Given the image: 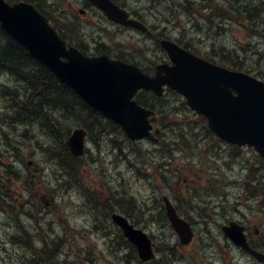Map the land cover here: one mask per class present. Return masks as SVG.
I'll return each instance as SVG.
<instances>
[{
  "label": "trees",
  "instance_id": "trees-1",
  "mask_svg": "<svg viewBox=\"0 0 264 264\" xmlns=\"http://www.w3.org/2000/svg\"><path fill=\"white\" fill-rule=\"evenodd\" d=\"M23 1L32 3L38 11L44 12L41 6L45 0ZM125 1L127 0H123V3ZM163 1L167 2L164 4L165 11H161L163 7L159 6L156 7V13L152 14L159 19V25L165 20L169 21L167 23L170 25L172 19L177 20L178 16H185L186 24L191 26L193 31L201 33L206 39H210V35L215 38L213 33L224 35V33L232 31V28L245 31L247 42L231 49L220 44H209L201 48L203 45L201 39L187 37V40H182L180 34L175 40L182 48L207 61L222 65L230 70L247 72L264 81V49L259 46H264V36H257L258 24H264V0ZM215 22H219L216 28L214 27ZM205 26L208 28L205 29ZM75 31V27L71 26L70 29L64 31V35L59 33L63 39H66L67 33L73 34ZM252 34L256 40H259L254 45H251L250 42V39H253ZM0 59L2 60L0 63V150L2 148L6 150V154L0 152V159L4 156L14 157V153H17L19 149L23 152L25 148H31L33 153H40L41 160L33 161L35 164H43V172H46L47 177L54 178L57 182L60 181V184L74 180L77 185L74 188H82L85 185V173L82 171L84 161L70 153L67 148V140L74 128L83 127L88 131L91 140L95 141L97 136L101 144L104 145L108 143L115 145L113 143L116 142L118 136H121L119 144H116L118 155L120 154L121 158L128 162L131 158L139 159L141 164L144 163V159L149 160L150 167L155 168L156 172L154 175L147 173L143 176L153 186L154 191L170 193L165 190V187L171 181L169 183L174 190L182 192L181 196H186L189 199L187 203L192 204L196 208L195 210L200 211V220L207 221L204 211L214 207L215 197L219 195L223 199L219 206L223 213L232 214L230 203L235 202L233 206H237L243 194V199L251 198L256 207H261L264 204V174L260 170L253 169L252 163L248 162L246 167L242 163V159L238 157L237 152L240 149L221 143L212 132H209L204 118L192 114L176 93L168 91L161 99L155 98L152 94L139 95L137 99L139 104L155 111L153 121L161 128L159 141L152 145L145 144L144 148L140 144L128 143L118 126L92 111L73 91L56 80L48 69L31 58L23 47L6 36L1 28ZM250 60H253L254 65L249 62ZM15 122L18 123L15 124ZM133 145H136L137 148ZM256 158L259 159L257 156ZM233 164L245 166L243 168L246 169V175L235 181L236 194L232 192L227 197V181L224 179L227 175L226 168L232 167ZM0 165L2 168L0 169V207H2L4 203L11 200L9 193L4 189L13 188L15 181H19V179L25 183L37 182V179L30 177L27 173L25 177L19 175L17 171L12 170V162L8 164L0 162ZM146 170L149 172L150 168ZM183 176L191 177L194 183L190 186L185 185L182 180ZM215 183L217 191L211 196L203 191L206 186H213ZM203 192H206L208 197L201 198ZM109 195L105 205L98 207L93 204L91 206L90 210L94 215L98 214L99 209L102 214L103 211L105 213L115 210L112 204H115L120 210L122 208V211L125 212L122 201L132 210L140 208L138 211L142 213L147 208L144 202L136 201L123 191L120 194L109 191ZM155 210L156 224L158 223L159 227L163 229L167 224L163 208L156 207ZM185 217L189 218L187 215ZM134 223L138 225L137 222ZM162 235H164L163 231ZM169 238H161L160 244L155 247L160 262L163 264H172L176 258L173 246L178 245L173 242V237ZM120 241L124 247H127L129 257L135 260L136 255L133 247L125 240Z\"/></svg>",
  "mask_w": 264,
  "mask_h": 264
},
{
  "label": "water",
  "instance_id": "water-1",
  "mask_svg": "<svg viewBox=\"0 0 264 264\" xmlns=\"http://www.w3.org/2000/svg\"><path fill=\"white\" fill-rule=\"evenodd\" d=\"M102 9L110 20L144 31V28L116 8L109 0H89ZM0 26L7 36L24 47L32 58L49 69L56 79L70 87L92 109L120 124L132 140L149 137L147 118L150 112L139 109L130 99L143 88L162 94L163 85L179 92L187 105L208 121L210 131L222 141L235 146H248L264 159V83L246 73L228 71L183 51L175 43L163 40L173 66L156 68L155 77L143 75L134 66L111 62L106 56L87 58L64 43L48 26L45 18L33 6L24 2L6 4L0 0ZM65 59L66 61H64ZM85 132L75 130L68 140V148L75 156L83 154ZM45 206L51 198H42ZM166 216L178 239L184 245L192 240L189 225L176 215L166 200ZM114 223L123 231L127 241L135 246L141 261L154 258L152 243L146 233L132 227L126 218L112 215ZM223 232L236 246H240L262 261L247 247L243 228L236 223L223 227Z\"/></svg>",
  "mask_w": 264,
  "mask_h": 264
},
{
  "label": "rangeland",
  "instance_id": "rangeland-1",
  "mask_svg": "<svg viewBox=\"0 0 264 264\" xmlns=\"http://www.w3.org/2000/svg\"><path fill=\"white\" fill-rule=\"evenodd\" d=\"M69 1L70 0H62V2L60 3V4H62V10H65V12L67 10L69 11V9H68L69 4L68 3L74 4L75 2H77V0H72L71 2H69ZM127 3L129 5V7H131L132 9H137V12L139 14H141L142 16H144L146 19H147V17H149V18L152 17L151 13L149 12V9L145 8L148 1H146V0H130ZM159 4H160L159 5L160 7H163L161 3H159ZM163 5H164V1H163ZM142 7H144V8H142ZM142 10H144V11H142ZM162 10L163 9H161V11ZM69 16L75 17L76 19L79 18L82 22L86 23V21L84 19H81L79 17V14H75L72 11H69ZM54 17H55V15L53 16V18ZM186 22H187V19L185 18V16H179L176 21L172 20L170 25L168 24V26L165 28L164 32L168 33V35L171 38H176V37H179L180 32L183 33V29L185 28L183 40H187V37L192 38V39H197V40L201 39L202 44H203L201 46V48H204L205 46H207L209 44H215V45L220 44V45H223L224 47H226L227 49H231L234 47L236 48L237 45L245 43L248 40L246 37V32L243 30L241 31L240 29L238 30L236 28H232V31L226 32V33H224V35H221V36H220V34L216 35L213 33L215 38L210 35V39H208V38L206 39L203 35H201V33H197L196 31H193L191 26L186 24ZM218 24H219V22H215L214 27L216 28V26H218ZM91 26L95 30L82 29L81 32H79L80 36L79 35L75 36L76 39L78 40V39H82L84 37H86L85 39H87V38H90L92 35L100 34V32L96 31V30H100L97 25H91ZM205 27H206L205 29L208 28L207 26H205ZM215 28H214V31H215ZM140 39L144 40L138 34H134L132 32L125 31L115 41L122 42L124 44L126 43V46L130 50V53L133 54L134 59L137 62L139 61L140 65L146 67L147 69H150V67H152L154 65L153 61L156 58H158L160 56V54L158 53L157 49H155L154 41H152L148 45L144 46L143 43L139 41ZM258 41L259 40H256V38L250 39L251 45L256 44ZM259 46L264 49V46H261V45H259ZM139 49L142 50L143 54L138 53ZM249 62L253 64V60H250ZM118 137L121 138V136H118ZM96 138L97 139H95V141L91 140V138H90L89 139L90 141L87 143V148L90 150L86 154L85 159H84L86 161V162H84V166H85L84 184H86V186H87V183L92 184L93 190H95V192H94L95 196H96V198L98 197L100 202H102L105 199L106 195L109 194V191H111V192L116 191L119 194L121 191H123V193H126V194L128 193V195H130L132 198H134L138 201L139 200H141L142 202L145 201V203H148L147 205H149V204L152 205V206L149 205V207H150L149 209L151 212L145 211L144 215L134 214V211L133 210L131 211L130 209H128V211H129L128 213L130 215H132V217L135 218V221L138 223L139 229H142L146 233L153 235V239L157 238V237L161 238L160 232H162V231H164V234L166 233L164 235L166 237V239H170L169 237L172 236V234H173L172 231L170 230V228L167 227V225H166L163 227V230H162L156 224L157 216H156V210L154 209V207L160 205L159 204L160 200H161V198L164 197L163 196L164 194L161 192L158 194L151 193L150 187L148 186V182H146V180L144 178L141 181V178L138 175L134 174L135 172H133V171H132L133 173L131 172L132 167L128 166L126 163H124L125 160L121 159V155H119V156L117 155V149H115V151H116L115 152L113 147H111L110 145H107L108 146L107 147L106 145L101 144L99 138L97 136H96ZM111 154H113V155H111ZM241 155H243V156L240 159L248 158L249 160H251V157H253V154H251L248 151H245ZM106 158H108V159H106ZM29 159L32 161L33 160L37 161V159L41 160L40 153L37 154V158L35 156H33V158L30 157ZM91 159H94L96 161L98 160V161L92 162ZM106 161H108L109 166L106 165L107 164ZM39 162H41V161H39ZM104 162H106V164ZM92 164H94V165H92ZM120 164H121V166H120ZM122 165H124V166H122ZM42 166H43V164H41V168H40L39 164L37 163L36 165L33 166L34 168L32 169V170L36 171V173L38 172V174L40 175V182L37 185V187L35 188V190L39 189V192H43V193L49 194V195L50 194L54 195L55 194L54 188H57V189L59 188V185L57 184V180L54 179V181H53L50 177H47L46 172L44 173L41 171ZM108 167L110 168V170ZM112 172H114V173H112ZM25 173H27L29 175L28 170H26ZM133 174L135 176H133ZM230 174L233 176V177H231V175H229L230 178L236 179V177L240 175V169L237 167L233 168V171ZM107 178H109V179H107ZM117 178H120V180H118ZM133 178H135V179H133ZM128 180H129V182H128ZM112 182H113V184H112ZM123 182H125V184ZM20 184H21V181H15L14 186H13L14 192H15L16 186L21 187ZM120 184H122V187ZM137 184H138V186H137ZM143 184H145V185L143 186ZM118 186H119V188H117ZM131 188H132V190H131ZM144 189H146V191ZM85 191H87L86 188H85ZM85 191L83 193L73 191V192H69L68 194H65V195L63 194L61 197L58 196L57 194H55L59 198L58 205L57 206L52 205V206L48 207L47 213L41 212V214H44L46 216V219H45L46 226L51 225V223H53L54 221H55L54 223L58 222L57 224L59 226L55 227V224H54V226L52 225L51 231L55 230V232L58 233V235L62 238V240H64L65 237H67V239L69 240V242L67 244H64V241H62V257H61V260L65 259V258H66V260H70V261L75 260V262L73 264H88V263L89 264H95V263L96 264H136L137 263L136 260L134 261L129 256L128 257L126 256L129 253H126V252L122 253V251L126 250V249L124 247H122L121 245H118L119 242L117 241L116 236H113V234H115V235L117 234L115 228L109 227V230L106 229L107 226H106L105 222L103 221V219H106V218L102 215L100 209L98 210V214L96 217H91L89 215V210L86 208V206L88 204L87 203L88 200H86L87 196H86ZM235 191L237 192V188H232V192H235ZM58 192H61V191H58ZM73 195H75V196H73ZM31 201H32V204H31L32 210L36 209L38 211H42V210H40V208L37 205V204H39V198L34 196V198H32ZM172 201H173V199H172ZM184 209H185V206L183 204L180 206V210L183 213H184V211L188 212L186 209L185 210ZM6 215L7 216H5V217H3V216L0 217V220L4 219L3 224H0V229H1L0 230V241L2 242V244H1L2 246L4 245L3 242L5 241V239L3 237L4 232H5V234H8V235H11L13 232H18V234L20 236H28V234H31V232L35 230V228H34L35 226H32V223L27 221V219H25L31 215L26 214V217H25V214L20 213V212L17 213L18 217H16V218L13 214H11V215L6 214ZM248 222L252 223L253 219L248 220ZM5 223L7 225H11L12 228L11 227L7 228L8 226L5 225ZM40 225L44 226L45 223H42ZM155 225H157V226H155ZM194 226L196 227V232H197V235L199 237L200 229H199V226H197V222ZM248 227L252 228L253 225L250 224ZM166 228H167V230H166ZM213 228H214V233H212V237L215 235V232H217V229L215 227H213ZM31 229H32V231H31ZM158 229L160 230V232H158L159 231ZM46 232L47 233H44L41 238L44 241H46V244L49 245V251H50L52 248L53 249L56 248L57 244H54L53 238H52L51 234L48 233L47 228H46ZM157 233H159V234L157 235ZM169 233H171V234L169 235ZM99 234L105 235V237L102 240H99V238H101V237H99ZM155 235H157V236H155ZM32 239H33L34 245H37L38 243H40L39 242L40 241V233L38 232V234L33 236ZM157 242L159 243L158 240H157ZM194 245H196V246H194ZM194 245L192 248L186 249L187 251H189L188 253H187V251L184 252L185 255L187 254L186 255L187 258L184 259V261H183L184 264H191L190 261H191L192 256H193L194 261H195L193 264H198V262H200L199 261L200 258L202 259V264H209L207 259L211 260L213 258H216V256H219V254L221 253L220 250L217 248V246H214V248H213V250L215 252L216 251L218 252V254L215 255V254H212V252H209L208 249H199L198 242ZM204 247H205V244H204L203 248ZM7 248L9 249V251H11L10 246H8ZM113 249H115V250H113ZM118 250H120V251H118ZM56 254H60V250L57 249ZM112 254H114L116 257H114ZM189 255H190V257H189ZM221 257H223V255H221ZM116 258H118L120 262H117ZM50 260H51V264H55V263L57 264L56 258H53ZM226 260H227V257H226ZM210 262H212V261H210ZM228 262H229V260L226 261V263H228ZM0 264H3V263L0 262ZM240 264H249V262L246 259L241 258Z\"/></svg>",
  "mask_w": 264,
  "mask_h": 264
},
{
  "label": "bare ground",
  "instance_id": "bare-ground-1",
  "mask_svg": "<svg viewBox=\"0 0 264 264\" xmlns=\"http://www.w3.org/2000/svg\"><path fill=\"white\" fill-rule=\"evenodd\" d=\"M45 11H48V12H50L49 11V9H52L53 8V6L52 5H47L46 3H42V6H41ZM144 13V12H143ZM145 14V13H144ZM146 15V14H145ZM142 16V15H141ZM142 18H144L145 20H147V30H148V32L145 34V35H143V36H141L144 40H142V39H140L139 41L140 42H142L143 43V45L144 46H146V45H148L150 42H152V39L156 36V34H157V29H155V26L153 25V23L151 22V19L149 18V17H147V19L144 17V16H142ZM152 18V17H151ZM153 19V18H152ZM100 26H103L104 27V29L105 30H103L102 31V34H101V36H100V40H103V41H107V42H114L122 33H124L125 32V30L122 28V27H120V26H118V25H110V24H107L103 19H100ZM71 25L72 26H76L75 25V23H71ZM258 26H259V32H257V36H264V24L263 25H259L258 24ZM184 33H185V28L183 29V33L182 32H180V36H181V38H182V40H183V37H184ZM251 37L254 39V35L252 34L251 35ZM9 41V40H8ZM10 42V41H9ZM11 43V42H10ZM5 62V61H4ZM0 63H2V60L0 59ZM1 65V64H0ZM2 75V74H1ZM3 79V78H2ZM23 82V81H22ZM19 87V86H18ZM20 88V87H19ZM21 91V90H20ZM10 97V96H9ZM8 97V98H9ZM40 102V101H39ZM50 105V104H49ZM50 107V106H49ZM14 108V107H13ZM31 108V107H30ZM46 108V107H45ZM15 109V108H14ZM52 109V108H51ZM40 110V109H39ZM35 111V110H34ZM52 111V110H51ZM73 111V110H72ZM49 112V111H48ZM53 113V112H52ZM59 114H60V112H59ZM1 115V114H0ZM3 116V115H2ZM42 117V116H41ZM51 118V117H50ZM40 119V118H39ZM35 121V120H34ZM43 121V120H42ZM16 123H18V122H15V124ZM48 123V122H47ZM52 123H53V121H52ZM24 124V123H23ZM32 124V123H31ZM19 125V124H18ZM23 126V125H22ZM34 126V125H33ZM47 126V125H46ZM28 127V126H27ZM37 127V126H36ZM6 128V127H5ZM40 130V129H39ZM12 132V131H11ZM17 132V131H16ZM20 135V134H19ZM42 135V134H41ZM47 135H48V133H47ZM15 136V135H14ZM11 137V136H10ZM43 137V136H42ZM42 137H41V139H42ZM51 137H53V136H51ZM14 138V137H13ZM20 138V137H19ZM46 138V137H45ZM105 138H106V136H105ZM108 138V137H107ZM20 139H22V138H20ZM48 139V138H47ZM116 139V138H115ZM23 140V139H22ZM50 140V139H49ZM106 142V141H105ZM3 144V143H2ZM14 144V143H13ZM109 144V143H108ZM4 145V144H3ZM18 145V144H17ZM43 146H44V144H43ZM108 147V146H107ZM7 148V147H6ZM9 149V148H8ZM112 151V150H111ZM114 151H115V148H114ZM116 152V151H115ZM6 154V153H5ZM111 155H113V154H111ZM111 157V156H110ZM106 159H108V158H106ZM105 159V160H106ZM134 159V158H133ZM137 159V158H136ZM137 160H139V159H137ZM51 161H52V159H51ZM54 161V160H53ZM98 161V160H97ZM96 161V162H97ZM109 161V160H108ZM108 161H106L107 162V164H106V162H104L106 165H108ZM123 162V161H122ZM112 163V162H111ZM125 163V162H124ZM100 164V163H99ZM114 164V163H113ZM117 164V163H116ZM92 165H94V164H92ZM97 165V164H96ZM1 166V165H0ZM109 166V165H108ZM112 166V165H111ZM120 166H121V164H120ZM122 166H124V165H122ZM119 167V166H118ZM144 167H146L143 163L141 164V163H139L138 165H137V167H136V170H138V171H140V170H143V168ZM98 168V167H97ZM96 168V169H97ZM109 168V167H108ZM114 168V167H113ZM112 168V169H113ZM0 169H2V168H0ZM122 169V168H121ZM88 170V169H87ZM105 170V169H104ZM109 170H110V168H109ZM119 170V169H118ZM117 170V171H118ZM126 170V169H125ZM90 171V170H89ZM96 171V170H95ZM114 171V170H113ZM131 172H132V170H131ZM112 173H114V172H112ZM133 173V172H132ZM131 173V174H132ZM92 174V173H91ZM135 174V173H134ZM133 174V176H135ZM116 175V174H115ZM110 176V175H109ZM125 176V175H124ZM132 176V177H133ZM107 177V176H106ZM107 179H109V178H107ZM118 180H120V178H117ZM133 179H135V178H133ZM53 181H54V178L52 179ZM117 180V181H118ZM116 181V182H117ZM125 181V180H124ZM141 181H142V179H141ZM144 181V180H143ZM114 182V181H113ZM113 182H112V184H113ZM120 182V181H119ZM128 182H129V180H128ZM51 183V182H50ZM111 183V182H110ZM124 184H125V182H123ZM140 183V182H139ZM57 184L59 185V188L57 189V188H54L55 189V193H58V191H61L62 192V190H66V189H70L71 188V190H70V192H73V190H75V188L74 187H76L77 185H76V182L73 180L72 182H64V183H61L60 184V181H58L57 182ZM115 184V183H114ZM117 184V183H116ZM118 185V184H117ZM121 185V187H122V184H120ZM127 185V184H126ZM145 184H143V186H144ZM147 185V184H146ZM56 186V185H55ZM137 186H138V184H137ZM136 186V187H137ZM54 187V186H53ZM116 187V186H115ZM128 187V186H127ZM141 187V186H140ZM117 188H119V186L117 187ZM143 188V187H142ZM113 189V188H112ZM111 189V190H112ZM122 189V188H121ZM137 189V188H136ZM216 189V183L213 185V186H206L205 187V189L203 190V191H206L209 195H212L214 192H216L217 190H215ZM82 190H84L83 188L81 189V188H79V190H78V192L79 193H82L83 191ZM128 190V189H127ZM131 190H132V188H131ZM145 191H146V189H144ZM148 190V189H147ZM122 192V191H121ZM130 192V191H129ZM206 192H203L202 193V195H201V198H206V197H208V195H207V193ZM75 194V193H74ZM133 194V193H132ZM136 194V193H135ZM65 195V194H64ZM127 195V194H126ZM73 196H75V195H73ZM144 196V195H143ZM118 197V196H117ZM140 198V197H139ZM129 199V198H128ZM141 201V200H140ZM139 202V201H138ZM146 204H148V203H146ZM150 205V204H149ZM135 206H137V205H135ZM150 206H152V205H150ZM99 207V206H98ZM142 208H143V206H142ZM252 208H256V206H252ZM140 209V208H139ZM138 209V210H139ZM152 209V208H151ZM106 210H108V209H106ZM145 210V209H144ZM154 211V210H153ZM158 211V210H157ZM151 212V211H150ZM109 213H110V210L109 211H107V212H105L104 213V211H103V215H105V216H107V215H109ZM60 214V213H59ZM62 214V213H61ZM135 214V213H134ZM63 216V215H62ZM69 217V216H68ZM61 219V218H60ZM72 219V218H71ZM53 220V219H52ZM56 220V219H55ZM159 221V220H158ZM55 222V221H54ZM53 222V223H54ZM58 223V222H57ZM161 223H163V222H161ZM166 223V222H165ZM165 223H163V224H165ZM158 225V224H157ZM157 225H155V226H157ZM167 225V224H166ZM2 226V225H1ZM53 226H54V224H53ZM59 226V225H58ZM26 227V226H25ZM4 228V227H3ZM12 228V227H11ZM28 228V227H27ZM1 230V229H0ZM11 230V229H10ZM62 230V229H61ZM159 230V229H158ZM163 230V229H162ZM166 230H167V228H166ZM9 231V230H8ZM31 231H32V229H31ZM55 231V230H54ZM156 231V230H155ZM21 232V231H20ZM159 232V231H158ZM164 232V231H163ZM12 233V232H11ZM116 233V232H115ZM156 233V232H155ZM154 233V234H155ZM21 234V233H20ZM159 233H157V235H158ZM22 235V234H21ZM50 235V234H49ZM157 235H155V236H157ZM160 236V235H159ZM163 236V235H162ZM112 239V238H111ZM109 243V242H108ZM113 243V242H112ZM64 244H67V242H65L64 241ZM24 248H26V247H24ZM122 248V247H121ZM57 249L58 250H60V254H56V252H57ZM89 249V248H88ZM113 250H115V249H113ZM123 250V249H122ZM96 251V250H95ZM98 251V250H97ZM118 251H120V250H118ZM114 252V251H113ZM96 253V252H95ZM104 253V252H103ZM117 253V252H116ZM120 253V252H119ZM158 253V252H157ZM161 253V252H160ZM97 254V253H96ZM99 255V254H98ZM134 255V254H133ZM193 255V254H192ZM107 256V255H106ZM166 256V255H165ZM61 257H62V243L60 244V245H58L56 248H54L53 249V251L48 255V259L50 260V259H53V258H56V262H57V264H63V262H64V259L63 260H61ZM85 257V256H84ZM83 257V258H84ZM95 257V256H94ZM120 257V256H119ZM135 257V256H134ZM162 257V256H161ZM193 257V256H192ZM93 258V257H92ZM101 259V258H100ZM186 259V258H185ZM197 259V258H196ZM116 260H117V262H120L119 261V259L118 258H116ZM184 261V260H183ZM56 264V263H55ZM89 264V263H88ZM96 264V263H95ZM183 264H184V262H183Z\"/></svg>",
  "mask_w": 264,
  "mask_h": 264
},
{
  "label": "flooded vegetation",
  "instance_id": "flooded-vegetation-1",
  "mask_svg": "<svg viewBox=\"0 0 264 264\" xmlns=\"http://www.w3.org/2000/svg\"><path fill=\"white\" fill-rule=\"evenodd\" d=\"M83 2V1H82ZM85 13V12H84ZM86 14V13H85ZM88 47V46H87ZM254 238H255V240H254V238L252 239V242L255 244V242L257 241V244H255L256 246H263V244H264V242L262 241V240H260L259 241V243H258V240H256V238H258V235H257V233L255 232L254 233ZM255 241V242H254ZM248 261H250L251 262V264H256V263H254L253 261H251V260H249L248 259Z\"/></svg>",
  "mask_w": 264,
  "mask_h": 264
}]
</instances>
